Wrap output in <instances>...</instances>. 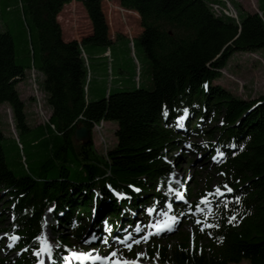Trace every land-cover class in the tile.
Returning a JSON list of instances; mask_svg holds the SVG:
<instances>
[{
  "label": "trees",
  "instance_id": "16d2710c",
  "mask_svg": "<svg viewBox=\"0 0 264 264\" xmlns=\"http://www.w3.org/2000/svg\"><path fill=\"white\" fill-rule=\"evenodd\" d=\"M71 1L18 0L16 18L30 40L25 46L27 66L16 60V44L8 23V28L0 31V106H11L17 129L35 130L27 122L21 84L28 81L32 69L43 73L41 83L52 108L45 126L54 136L49 142L52 155L43 164V172L55 160L60 162L54 178L42 173L17 176L6 161L0 114V194L5 192L4 206L13 215L6 227L0 215V231L18 232V248L29 249L14 262L0 257V264H31L29 252L37 246L35 238L51 206L60 223L52 226L62 239L56 252L60 258L63 247L71 244L58 233L62 225L89 219L94 209V225L102 229L107 215L126 221L128 211H138L152 203L153 197L162 200L173 170L165 157L191 135L175 126L176 119L184 114L215 121L205 133L212 139L218 136V145L228 152L220 166L222 186L228 185L233 191L222 201L217 217L208 222L219 226L206 227L205 245L200 246L198 241L192 246L184 243L172 251L163 247L159 259L178 264H232L243 260L264 264V94L257 99H242L213 83L234 53L264 49V0H258L256 11L239 9L238 19L215 13L211 3L226 7L221 0H119L123 7L140 15L143 32L135 45L144 49L151 62L154 88L135 85L125 89L119 79L120 89L106 90L101 99L88 96V54L102 56L108 49L113 54L111 46L122 36L111 38L102 0H80L91 31L81 39H64L57 16ZM33 32L37 33L38 63ZM88 47L93 51L88 53ZM101 49L103 52L97 53ZM101 120L117 123L116 143L105 154L97 152L93 141L84 144L75 140L79 125L92 128ZM44 138L42 135L32 145L45 144ZM16 146L29 170L25 146ZM74 162L81 168L72 177L68 166ZM107 169L111 174L106 176ZM115 191L128 198L119 200ZM233 216L235 219L229 222ZM85 229L80 225L77 237Z\"/></svg>",
  "mask_w": 264,
  "mask_h": 264
},
{
  "label": "rangeland",
  "instance_id": "374dc122",
  "mask_svg": "<svg viewBox=\"0 0 264 264\" xmlns=\"http://www.w3.org/2000/svg\"><path fill=\"white\" fill-rule=\"evenodd\" d=\"M230 1L232 7L239 13V9L242 11H256L259 9V2L256 1V8H253L250 0H228ZM228 5L227 1L225 0ZM102 9L106 15L108 24H109V34L112 38H116L117 34H132V36L137 35L141 32V23L139 18L136 17L131 11H127L124 7L121 6L119 0H102ZM19 12L18 9V0H0V31H5L6 23L9 25L10 32L14 37L16 44V60L18 64L27 66L29 63V58L26 55L25 46L27 42H30L29 36L26 31L23 29V26L18 22L16 16ZM57 19L60 23L61 29L64 33V39H70L74 37H79L80 39L90 33L91 23L87 15V11L83 5V2L80 0H72L70 3L65 4L62 10L57 16ZM34 45L36 46V62H39V52L37 50L36 40L37 33L33 32ZM113 48V57L114 60L111 63L113 69V75H118L119 79L122 81L125 89H133L135 87L134 79L136 72V67L138 63L136 58L139 61L141 68L140 78L142 87L145 89H153L154 83L151 74V62L147 58L144 49L140 45H135L134 49L131 52V45L128 38L122 37L119 38L111 46ZM95 48V47H94ZM100 49V47L98 48ZM97 47L94 50H98ZM104 49H101L100 52H103ZM88 53L93 51V49L88 47L86 49ZM87 58L88 66L91 74V82L89 84V93L88 96L91 99H101L104 94V90L116 92L120 88L117 85L116 80L110 79V74L108 72V58L102 57L100 55L91 56L88 54ZM110 65V64H109ZM123 71V72H121ZM42 73V78H43ZM119 80V81H120ZM215 85H220L225 89L229 90L235 96H238L242 99H257L264 94V49L255 51V52H236L234 53L229 60L227 61L226 66L221 70V77L214 81ZM21 90L23 92V99L25 104V115L28 118H39L38 113H43L46 108V92L44 90L38 89V85L30 84L27 81L25 84L21 85ZM34 94V95H33ZM35 96V97H34ZM45 103V104H44ZM5 108H2L1 119H2V131L5 135V139L2 144L4 147V152L6 156V161L11 170L15 172L17 176H24L29 173H32L36 176L39 174H45L48 178H54L58 175L60 169V162L55 160L54 165L46 172H43L45 167L43 164L51 157L52 151L49 148V142L53 141V133L51 131L45 130L40 132V130H31L29 132L21 131L16 129V135L21 140L22 144L25 146L26 156L28 158L29 170L25 168L21 162V155L19 148L16 146L15 134L11 131L9 124L7 122V115L4 111ZM48 110V106H47ZM30 122V121H28ZM181 127H184V120L180 118L178 121ZM117 128V123L115 122H103L99 126L95 127V134L93 138L95 139V147L98 153L105 154V146L107 149L112 147L116 143L115 130ZM50 133V137L49 136ZM52 134V135H51ZM45 135L44 143L34 144L33 142L38 138ZM192 142H197L203 144L209 141L205 136H194L191 138ZM101 147V148H100ZM187 147H184L182 150H177L174 152L176 155V172L173 175V179L177 182L184 181V183L190 181L192 188V195L195 194L194 199L204 198L203 194L206 192L213 193L216 191L217 184L222 181L221 172L216 168L215 165L206 161V157L202 158L204 153L200 151L199 153H194L192 149L188 150ZM215 157L216 153H215ZM202 158V159H201ZM52 164V163H50ZM81 165L78 162L69 164L68 169L70 170L72 177L77 175ZM191 178V179H190ZM190 179V180H189ZM177 196L178 194L175 193ZM180 198L181 195L177 196ZM181 199V198H180ZM5 193L0 194V215L2 219L5 220V225L7 226L10 223L9 219V210L4 206L6 201ZM182 213V214H181ZM190 209L181 210L177 217L182 220L181 226L178 230L170 237L166 239H144L140 243H127L131 247L126 246V244H121L119 241L108 239L107 234L108 230L111 228L109 219L104 221V229L102 235L95 233L91 229L92 216L86 223L88 227L83 233L81 239H77L76 234L78 232L77 225L62 226L58 233L70 239L72 246H68L67 249H85L88 250L92 244H96V247H93L92 250H95L100 256H108L114 250L117 252V257L113 258L114 260L120 258H135L142 259L144 261L157 262L160 261L155 256L152 258L151 251L155 250L156 253L158 250L154 246L160 248L166 246L171 251L175 248H182V244H187L192 246V244L199 242V245H205L207 243L206 237L201 233L200 227H197V219L192 216ZM137 218V225H144L149 222L150 218L145 217L139 212V215H134ZM52 215L51 211L46 214L44 228L41 233V236L48 237L49 243L52 245L53 250L57 249L59 246L58 236L51 229L49 223L51 221ZM86 225V224H85ZM141 230V229H140ZM136 231V228H135ZM107 232V233H106ZM92 237H95L93 239ZM199 238V239H198ZM0 243L7 246L9 253H12V256H17L18 254L14 252V238H6L5 234H0ZM89 241L86 243L85 241ZM105 240L107 243H105ZM182 245V246H181ZM54 251H52L53 253ZM51 253V254H52ZM51 254L48 255L46 261L49 263ZM133 254V255H132ZM142 254V255H141ZM120 255V256H119ZM144 256L148 258H143ZM32 258H37L34 264H39L38 253H32ZM65 260V259H64ZM63 264V263H62ZM177 264V263H176ZM232 264H251L248 260H243L240 263Z\"/></svg>",
  "mask_w": 264,
  "mask_h": 264
},
{
  "label": "snow or ice",
  "instance_id": "6c2138e0",
  "mask_svg": "<svg viewBox=\"0 0 264 264\" xmlns=\"http://www.w3.org/2000/svg\"><path fill=\"white\" fill-rule=\"evenodd\" d=\"M187 109H184V112L187 113ZM182 126V125H181ZM220 155H223L222 153H220ZM213 159H216V157H213ZM224 189H226L228 192H231L233 191L228 185H224L223 186ZM137 191H139V189H137ZM216 194L217 195H220L222 194L221 193V189H220V186H217L216 188ZM117 195H122V194H117ZM181 199L183 197H180ZM236 200L239 201V197H236ZM202 202H206L204 201V199L202 198ZM149 212L152 211L151 208L148 209ZM167 216V214H165ZM235 217H229V222H231L232 220H234ZM175 220V218H173V221ZM197 223H201L200 220H197ZM208 227H218L219 225H206ZM157 228L158 231H162V230H168V231H171L172 230V227L171 225L167 222V220L163 223H159L155 226ZM203 230V229H201ZM136 231H140L139 229V226H137L136 228ZM93 239H95V237H92ZM35 239H37L38 241L41 242V248L40 250L41 251H44V252H48L50 251V248H51V245L47 243V240H46V237H43V236H38L36 237ZM120 243H123V244H126L127 247H129V249L131 248V245L130 244H127L126 242V239H119ZM86 243H88L89 241H85ZM135 243H140V240H135L134 241ZM105 243H107V241L105 240ZM71 258L72 259H75L77 261L80 262V264H83L84 261H87V260H93V261H98L99 264H117V261L114 260L113 258L117 257V252L114 250L113 252H111L108 256H100L98 253L95 252V250H92V251H88V252H72L71 254ZM142 255V254H141ZM68 264H71V261L69 260L68 261ZM120 264H132V262L130 261H122L120 262Z\"/></svg>",
  "mask_w": 264,
  "mask_h": 264
},
{
  "label": "crops",
  "instance_id": "0c3cea01",
  "mask_svg": "<svg viewBox=\"0 0 264 264\" xmlns=\"http://www.w3.org/2000/svg\"><path fill=\"white\" fill-rule=\"evenodd\" d=\"M67 5V4H66ZM65 6V5H64ZM62 34H63V37H64V33H63V31H62ZM137 34H139V33H137ZM123 37H127V35H123ZM65 38V37H64ZM74 38H77V39H80L79 37H74ZM112 38V37H111ZM70 39H72V38H70ZM113 40H115L114 38H112ZM66 40H69V39H66ZM108 50H110V49H108ZM107 50V51H108ZM106 51V52H107ZM106 52L102 55V57H106L105 56V54H106ZM111 57L112 58H114L113 57V54L111 53ZM121 72H123V71H121ZM118 76V75H117ZM119 80V79H118ZM25 84V83H24ZM22 85V84H21ZM104 93H105V90H104ZM20 94H21V98H22V100L24 101V99H23V92L21 91L20 92ZM25 102V101H24ZM4 106H9L8 104H4V105H2V107H4ZM28 121H30L28 124H29V126L32 128V129H35V130H40V132H43V131H45V130H48L49 131V129H48V127L47 126H43V125H39L38 124V120L36 119V118H28L27 117V122ZM38 126H40V127H38Z\"/></svg>",
  "mask_w": 264,
  "mask_h": 264
},
{
  "label": "water",
  "instance_id": "95a60500",
  "mask_svg": "<svg viewBox=\"0 0 264 264\" xmlns=\"http://www.w3.org/2000/svg\"><path fill=\"white\" fill-rule=\"evenodd\" d=\"M75 139L78 142L88 144L92 141V135H91V129L80 125L76 130H75Z\"/></svg>",
  "mask_w": 264,
  "mask_h": 264
},
{
  "label": "bare ground",
  "instance_id": "6f19581e",
  "mask_svg": "<svg viewBox=\"0 0 264 264\" xmlns=\"http://www.w3.org/2000/svg\"><path fill=\"white\" fill-rule=\"evenodd\" d=\"M251 1V3H252V6H253V8H256V1L255 0H250ZM178 248V247H177Z\"/></svg>",
  "mask_w": 264,
  "mask_h": 264
},
{
  "label": "built area",
  "instance_id": "2783aa9c",
  "mask_svg": "<svg viewBox=\"0 0 264 264\" xmlns=\"http://www.w3.org/2000/svg\"><path fill=\"white\" fill-rule=\"evenodd\" d=\"M33 80H35V75L33 74ZM46 118V117H45ZM46 120L48 121V119L46 118Z\"/></svg>",
  "mask_w": 264,
  "mask_h": 264
}]
</instances>
